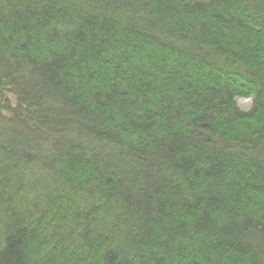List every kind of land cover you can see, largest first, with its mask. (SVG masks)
Instances as JSON below:
<instances>
[{
    "label": "trees",
    "instance_id": "obj_1",
    "mask_svg": "<svg viewBox=\"0 0 264 264\" xmlns=\"http://www.w3.org/2000/svg\"><path fill=\"white\" fill-rule=\"evenodd\" d=\"M0 264H264V0H0Z\"/></svg>",
    "mask_w": 264,
    "mask_h": 264
},
{
    "label": "rangeland",
    "instance_id": "obj_2",
    "mask_svg": "<svg viewBox=\"0 0 264 264\" xmlns=\"http://www.w3.org/2000/svg\"><path fill=\"white\" fill-rule=\"evenodd\" d=\"M242 97H244V96H240V95H238L237 97H235L234 103H236L237 108H239V109H241V110H245V111H247V110H249V108L251 107V105L249 106L248 104H245V103L243 102V100L240 99V98H242ZM238 99H239V103H238Z\"/></svg>",
    "mask_w": 264,
    "mask_h": 264
},
{
    "label": "clouds",
    "instance_id": "obj_3",
    "mask_svg": "<svg viewBox=\"0 0 264 264\" xmlns=\"http://www.w3.org/2000/svg\"><path fill=\"white\" fill-rule=\"evenodd\" d=\"M240 99H242L245 104H248L250 106L254 100V97L252 95H248V96H244ZM238 103H239V99H238Z\"/></svg>",
    "mask_w": 264,
    "mask_h": 264
}]
</instances>
